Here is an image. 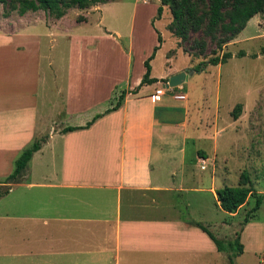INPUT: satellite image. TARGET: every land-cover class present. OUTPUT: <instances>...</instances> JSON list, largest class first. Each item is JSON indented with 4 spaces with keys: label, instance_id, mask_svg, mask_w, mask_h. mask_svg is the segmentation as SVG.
<instances>
[{
    "label": "crops",
    "instance_id": "0c3cea01",
    "mask_svg": "<svg viewBox=\"0 0 264 264\" xmlns=\"http://www.w3.org/2000/svg\"><path fill=\"white\" fill-rule=\"evenodd\" d=\"M33 14L0 26V177L23 149L44 138L14 182L22 188L20 208L0 212V264L225 260L200 218L204 194L215 200L213 174L207 187L199 173L207 158L196 150L187 159L183 151L188 107L162 99L166 92L151 101L148 88L157 82L133 92L144 68L132 77L131 37L123 46L104 30L78 33L62 18L45 24L30 20ZM104 42L113 51L105 63L96 60ZM175 42L169 58H189ZM56 48L64 52L54 54ZM187 69L167 66L162 76L149 77L163 81ZM120 91L126 92L122 104L106 112ZM212 115L218 121V112ZM242 116L230 113L214 134L235 128Z\"/></svg>",
    "mask_w": 264,
    "mask_h": 264
},
{
    "label": "rangeland",
    "instance_id": "374dc122",
    "mask_svg": "<svg viewBox=\"0 0 264 264\" xmlns=\"http://www.w3.org/2000/svg\"><path fill=\"white\" fill-rule=\"evenodd\" d=\"M5 1V4H0L1 27H5L6 23L12 25L20 20L17 13L11 9V4L8 2L10 0ZM98 6L84 10H67L62 17L64 27L78 33H95L104 30L110 33L113 39L120 38L123 46L128 37H131L132 77L142 70L139 60L143 62L151 54L154 45L153 35L158 33L163 44L149 62L151 75L155 78L162 76L167 66L189 68L187 70L193 72L179 87L173 88L170 93L166 92L162 98L176 107L182 108L184 105L188 107L187 141L183 145L185 157L190 159L195 151L199 150L207 158L205 170L199 172L200 175L206 176L207 187L211 173L212 184L219 189L236 186L241 172H245L253 193L234 213V217H229L220 210L214 198L206 193L204 194L205 209L200 218L215 240L224 244L238 242L240 254L232 260L233 264H261L260 256L264 250V52H261L264 50V20L259 15L253 16L244 29L223 48L222 52L231 54V58L226 63L217 66H198L201 62L200 58L188 55L189 58H186L180 53H176L174 58H169L173 52L168 51L173 49L174 41L176 48L179 49L186 48L187 45L182 44L179 47L178 40L167 32L166 26L170 21V15L166 7H162L159 20H153L152 26L150 25L151 17L155 16L156 8L159 6L157 0H113L100 5L99 10H97ZM33 15L30 20L43 21L45 24L54 21L41 11L34 12ZM83 21L86 23L79 24ZM198 38L199 34L190 35V40ZM206 44V54H208L213 50V46L208 44L207 40ZM99 48L100 54L96 60L109 62L113 58L110 44L104 42ZM60 50L61 53L64 52L63 49L56 48L54 54H60ZM240 52L243 56L236 57ZM59 59L64 60L62 56ZM119 77L115 76V78ZM156 82V85L148 88L149 91L153 92L162 85L160 81ZM121 87L122 85L118 91ZM49 89L50 87L47 86L45 91L48 92L47 95H51ZM171 95H182L185 100H171L169 98ZM235 105H240L238 116L243 115L238 126L233 129L226 128L220 136H216L215 127L220 130L223 124L231 119L230 113ZM45 111L48 109L43 108V112ZM214 112H218L217 122L212 115ZM40 138L43 136L37 139ZM215 141L216 148L213 146ZM1 167L5 172L7 165L2 162ZM13 167L14 163H11L9 174ZM9 174L0 177V185L9 184L7 194L0 199V212L13 206L20 208L18 194L22 188L14 185V181L6 182ZM256 197L260 198V203L257 210L252 212ZM14 208L16 207L12 209ZM223 256L226 261L220 257L215 258L216 260L210 258V264H228L227 254L224 253Z\"/></svg>",
    "mask_w": 264,
    "mask_h": 264
},
{
    "label": "trees",
    "instance_id": "16d2710c",
    "mask_svg": "<svg viewBox=\"0 0 264 264\" xmlns=\"http://www.w3.org/2000/svg\"><path fill=\"white\" fill-rule=\"evenodd\" d=\"M113 0H10L11 9L22 16L26 12L41 11L48 17L58 20L62 18L67 10L77 9L84 10L96 5L106 4ZM159 6L156 8L155 16L150 21L152 26L153 20H159L162 7L168 9L170 21L166 26L167 32L176 40L178 46L182 44L187 47L181 51L194 58H200L198 66H217L226 63L231 58L228 52H222L223 48L232 41L245 27L246 23L255 15H259L264 20V0H157ZM7 2V3H8ZM5 0H0V4H5ZM191 34H199L198 39L190 40ZM157 44L152 48L151 54L142 62L144 73L138 86L133 90L135 92L142 85H151L156 82L149 77V62L153 59L155 52L161 44V38L156 33ZM206 40L213 46L206 54ZM125 51V49H123ZM263 53L264 50H261ZM238 53L236 57H242ZM162 84L166 80L160 81ZM126 92L120 91L111 101V107L106 112L114 111L122 104ZM240 111V105H235L231 116L236 119ZM94 117L92 120H94ZM90 123L86 124V127ZM80 128H65L63 133L77 130ZM44 138L36 139L23 149L14 162L11 174L6 178L7 181L15 182L26 164L40 148ZM250 181L245 172H241L239 183L234 187H222L214 191L215 201L220 210L230 215L245 204L247 198L252 196ZM7 189L0 186V198L6 194ZM260 203V198L256 197L252 212L256 211ZM247 223V222H245ZM218 252L227 254L228 264H233L232 260L240 254L238 242L233 244H224L215 240L209 233ZM260 263L264 264V250L260 256Z\"/></svg>",
    "mask_w": 264,
    "mask_h": 264
},
{
    "label": "water",
    "instance_id": "95a60500",
    "mask_svg": "<svg viewBox=\"0 0 264 264\" xmlns=\"http://www.w3.org/2000/svg\"><path fill=\"white\" fill-rule=\"evenodd\" d=\"M190 74L191 72L189 70H185L169 76L166 80V83L162 85V89H173L179 87L185 81L187 75Z\"/></svg>",
    "mask_w": 264,
    "mask_h": 264
},
{
    "label": "built area",
    "instance_id": "2783aa9c",
    "mask_svg": "<svg viewBox=\"0 0 264 264\" xmlns=\"http://www.w3.org/2000/svg\"><path fill=\"white\" fill-rule=\"evenodd\" d=\"M173 89H162V85L158 88V89H155L150 95H149V98L151 101L155 102L160 96H162L165 92H171ZM172 99L173 100H176V101H181V100H184V96L182 95H171ZM201 162V166H200V169L202 170L204 168V163L203 161H200Z\"/></svg>",
    "mask_w": 264,
    "mask_h": 264
}]
</instances>
